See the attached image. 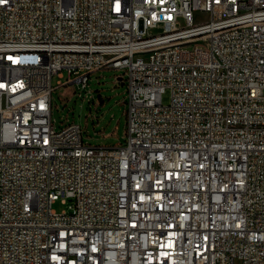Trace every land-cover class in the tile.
Segmentation results:
<instances>
[{"label": "built area", "instance_id": "built-area-1", "mask_svg": "<svg viewBox=\"0 0 264 264\" xmlns=\"http://www.w3.org/2000/svg\"><path fill=\"white\" fill-rule=\"evenodd\" d=\"M105 69L112 147L53 119ZM0 264H264V0H0Z\"/></svg>", "mask_w": 264, "mask_h": 264}, {"label": "rangeland", "instance_id": "rangeland-1", "mask_svg": "<svg viewBox=\"0 0 264 264\" xmlns=\"http://www.w3.org/2000/svg\"><path fill=\"white\" fill-rule=\"evenodd\" d=\"M123 69H105L90 75L89 84L72 83L59 87L53 93V119L57 129L75 121L84 128V141L105 147L126 143L127 85L117 81ZM68 76L62 81L66 80ZM59 80L56 74L53 84ZM168 95L165 96V101ZM53 208L58 212L67 209L61 200Z\"/></svg>", "mask_w": 264, "mask_h": 264}, {"label": "water", "instance_id": "water-1", "mask_svg": "<svg viewBox=\"0 0 264 264\" xmlns=\"http://www.w3.org/2000/svg\"><path fill=\"white\" fill-rule=\"evenodd\" d=\"M119 80H122V77L121 76L119 77ZM122 85H124V82L123 81H122Z\"/></svg>", "mask_w": 264, "mask_h": 264}]
</instances>
